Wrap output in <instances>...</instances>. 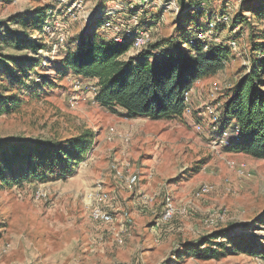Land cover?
<instances>
[{
  "label": "rangeland",
  "instance_id": "rangeland-1",
  "mask_svg": "<svg viewBox=\"0 0 264 264\" xmlns=\"http://www.w3.org/2000/svg\"><path fill=\"white\" fill-rule=\"evenodd\" d=\"M261 1L0 0V85L6 87L0 93L20 100L10 112L0 113V143L64 141L86 129L95 133L72 173L0 185V264H264V159L226 150L219 144L221 122L214 124L204 113L207 104L221 106L229 88L249 71L250 32L264 29V18L247 21L251 7ZM40 11L45 17L37 26L20 22ZM237 13L248 19L232 26ZM91 26L102 38L118 42L150 32L151 41L143 49L177 42L180 29L194 35L198 26H209L201 40L228 45L231 52L222 70L193 84L191 111L183 117L130 118L122 109L99 104L94 79L63 72V54L75 49ZM171 38L173 42H167ZM32 40H42V49L30 47ZM143 49L130 47L123 57ZM21 60L27 66L24 71L18 65ZM8 71L19 74L22 82H6ZM39 77L46 83H35ZM117 170L124 176L135 173L139 181L116 185ZM203 184L211 185V191L196 195ZM141 186L147 194L144 204L151 202L141 216L142 225L159 218L169 192L179 212L168 223L158 219L152 230L172 226V231L158 239L156 248L142 250L137 228L133 251H124L117 236L114 245L122 248L109 247L115 203L125 202L126 191ZM95 203L112 212L111 223L90 218ZM211 233H224L216 241L229 249L219 259L185 251V243Z\"/></svg>",
  "mask_w": 264,
  "mask_h": 264
},
{
  "label": "trees",
  "instance_id": "trees-1",
  "mask_svg": "<svg viewBox=\"0 0 264 264\" xmlns=\"http://www.w3.org/2000/svg\"><path fill=\"white\" fill-rule=\"evenodd\" d=\"M251 8L250 19L237 13L231 18L232 26L243 21L246 23L247 19L253 24L252 19L264 18V0ZM44 17L45 12L40 11L33 19L20 22L25 27L37 26ZM208 27L198 26L196 30L204 31ZM37 31L42 29L37 27ZM178 31L177 42L172 43L174 38L167 39L172 43H168L167 47L161 42L153 46L152 43L148 49L124 58L131 47V40H106L91 26L83 32L75 49H68L63 54V72L70 71L83 79H94L98 85L96 100L99 104L109 109H122L127 117H147L151 120L183 117L186 111L185 94L195 82L222 70L231 48L197 39L192 31ZM250 35V69L226 93L219 107L221 125L217 131L220 138L225 129L229 130L226 150L264 159V29H252ZM41 42L32 40L29 46L35 50L42 49ZM20 64V71H24L27 68L25 61H19ZM7 75L8 83L17 85L22 82V77L14 71H8ZM40 80L46 83L44 77L34 82ZM0 88L6 89L4 85ZM19 101L12 95L0 93V113L10 112ZM94 138L95 133L86 129L64 141L46 138L0 143V185L20 183L27 178L44 180L56 172L70 174L84 158ZM220 234L224 233H211L198 242H187L184 244L185 251L219 259L229 250L225 243L216 241Z\"/></svg>",
  "mask_w": 264,
  "mask_h": 264
},
{
  "label": "crops",
  "instance_id": "crops-1",
  "mask_svg": "<svg viewBox=\"0 0 264 264\" xmlns=\"http://www.w3.org/2000/svg\"><path fill=\"white\" fill-rule=\"evenodd\" d=\"M189 105L191 106L190 102ZM141 180H146V179L145 177L141 176ZM113 182L114 184L121 186V184L115 182V180ZM143 190L145 191V189H142V186L140 187V189L137 190H130V191L128 190L126 191L128 193H126L127 195L125 196L126 198L125 202L115 203V206L113 208L115 209L114 211L116 212L114 217V223L110 225L111 226L109 227L110 231L107 233V237H108L107 245H109V247H115V249L126 247V250L124 251L127 252L129 250L133 251L135 247L134 240L136 238V236L133 234L134 233L133 229L137 228L139 232H141L140 238L142 240V244L143 246L145 245V247H143L142 250L156 248L157 246H159L160 243L158 239H160L162 236L163 237L168 236V233L172 231L171 230L172 226H169L168 228H164V229L158 227L157 229L152 230L153 223H156L158 219L155 220V222L150 220L145 225H142V222L140 221L141 216L144 215L143 212H146L149 203H151L149 202L148 204H144L145 203L144 197H146L147 194H143L144 192ZM138 200H141V202H138ZM122 211L128 215L127 218L124 217L125 214L123 216ZM143 226H144V230L142 231ZM126 229L129 230L128 233H126ZM114 236L115 237L117 236L118 238L122 239L121 244H124L122 247H118L114 245V240H113Z\"/></svg>",
  "mask_w": 264,
  "mask_h": 264
},
{
  "label": "built area",
  "instance_id": "built-area-1",
  "mask_svg": "<svg viewBox=\"0 0 264 264\" xmlns=\"http://www.w3.org/2000/svg\"><path fill=\"white\" fill-rule=\"evenodd\" d=\"M225 18V17H224ZM106 27H110L108 23H105ZM204 31H198L195 34V37L197 39H202L204 38ZM151 41V34L150 32L147 31H142L138 33H134L131 38V47L136 50L143 49L146 47ZM94 91L98 90V88L94 87ZM189 92L185 94V105H186V111H191L190 105H189ZM220 107L219 105L212 104V105H205L204 108V113H207L209 118L212 120V122L215 124L217 122H220V111L218 109ZM229 134V130L225 129L222 132L221 137L219 138V144L223 143L225 146L228 144L227 143V137ZM114 178L117 183H120L121 185L127 184L130 186H133L137 184L139 181V176L137 174H130L124 176L120 171H115L114 172ZM211 185L208 184H203L197 191L198 196H202L204 194H207L211 191ZM179 211L177 210L173 197L169 194V192H166L164 194L163 200H162V209L159 212V223L164 224L168 223L173 219L176 213ZM89 216L93 221H98L102 223H111L113 221V214L112 212L107 208L102 206L100 203H95L90 207L89 210ZM117 241L120 243L122 239L117 237Z\"/></svg>",
  "mask_w": 264,
  "mask_h": 264
}]
</instances>
